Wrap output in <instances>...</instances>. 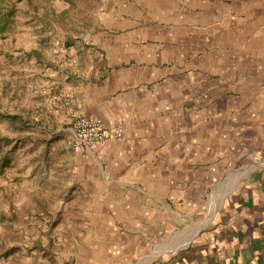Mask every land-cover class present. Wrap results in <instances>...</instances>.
<instances>
[{"label":"crops","instance_id":"1","mask_svg":"<svg viewBox=\"0 0 264 264\" xmlns=\"http://www.w3.org/2000/svg\"><path fill=\"white\" fill-rule=\"evenodd\" d=\"M104 9L115 39L73 42L55 105L117 132L75 150L95 235L132 252L176 235L148 264H264V0Z\"/></svg>","mask_w":264,"mask_h":264},{"label":"rangeland","instance_id":"2","mask_svg":"<svg viewBox=\"0 0 264 264\" xmlns=\"http://www.w3.org/2000/svg\"><path fill=\"white\" fill-rule=\"evenodd\" d=\"M34 1L36 14L13 0L15 31L0 37V159H8L0 171V264H148L176 235L139 252L130 245L113 251L112 237L95 235L105 207L95 202L94 182L75 181L77 147L68 130L76 116L55 106L67 103L57 96L73 71V42L115 39L106 0H91L90 12L84 3ZM11 213L13 221L2 217Z\"/></svg>","mask_w":264,"mask_h":264},{"label":"trees","instance_id":"3","mask_svg":"<svg viewBox=\"0 0 264 264\" xmlns=\"http://www.w3.org/2000/svg\"><path fill=\"white\" fill-rule=\"evenodd\" d=\"M63 1H65L72 8H77L79 4L82 5L84 3L83 9L85 8V11L87 12H90V10H92L95 5V3H92L91 0H63ZM25 2L27 5L26 11L29 12L31 10L34 14H36L38 10V5L35 3V1L25 0ZM16 8L17 5L15 4V2H13V0H0V37L15 31L14 22H15ZM7 166H8V159L6 157L1 158L0 171H3ZM2 217L9 221L15 220L14 213H11L8 217L7 215H3Z\"/></svg>","mask_w":264,"mask_h":264},{"label":"built area","instance_id":"4","mask_svg":"<svg viewBox=\"0 0 264 264\" xmlns=\"http://www.w3.org/2000/svg\"><path fill=\"white\" fill-rule=\"evenodd\" d=\"M72 131L79 149L103 145L109 136L117 135L116 131H108L100 119L85 115L73 119Z\"/></svg>","mask_w":264,"mask_h":264}]
</instances>
